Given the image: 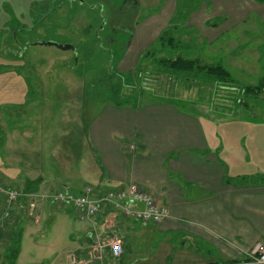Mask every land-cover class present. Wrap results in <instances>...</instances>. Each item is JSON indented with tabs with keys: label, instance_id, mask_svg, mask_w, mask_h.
I'll return each instance as SVG.
<instances>
[{
	"label": "rangeland",
	"instance_id": "1",
	"mask_svg": "<svg viewBox=\"0 0 264 264\" xmlns=\"http://www.w3.org/2000/svg\"><path fill=\"white\" fill-rule=\"evenodd\" d=\"M205 1L0 0V170L11 175L5 181L7 190L19 187L20 181L14 177L19 173L43 176L55 191L68 190L75 195L83 190L84 182H93L100 169L99 156L88 126L105 104L116 98V84L121 80L145 86L141 103L171 101L210 121L220 138H225V132L234 134L235 128L245 127V122L256 126V134L260 132L264 93L255 96L243 89L258 85L264 77V16L256 10L262 4L242 0L250 8L247 19L209 42L199 29L184 22L185 14L199 12ZM174 8L172 27L183 37L178 53L222 64L231 74L233 87L158 74L151 57L144 53L129 76L130 72L120 68L131 26ZM38 39L70 43L76 50L37 43ZM161 47L156 41L150 50L160 55ZM162 54L173 57L175 51L169 48ZM11 94L17 98L10 99ZM228 158L234 162V157ZM226 170V177L235 179L232 171ZM61 181L68 188L61 187ZM54 208L56 218L43 219L40 224L18 223L6 243L1 239L0 246L9 244L19 253L15 263L6 260L0 264H65L69 259H81L87 242L80 232L84 221L77 218L72 206ZM153 225L130 235L125 264H203L218 256L211 245L201 246L200 252L196 239L189 240L184 251L171 248V236ZM95 256H101L100 260L90 264H108L110 259L117 263L120 259L100 251Z\"/></svg>",
	"mask_w": 264,
	"mask_h": 264
},
{
	"label": "crops",
	"instance_id": "2",
	"mask_svg": "<svg viewBox=\"0 0 264 264\" xmlns=\"http://www.w3.org/2000/svg\"><path fill=\"white\" fill-rule=\"evenodd\" d=\"M204 3L199 12L188 14L186 25L199 29L202 38L209 42L247 19L250 9L242 0ZM256 10L264 16V3ZM175 11V8L168 14L159 11L131 26L130 41L124 43L119 59L123 72L137 67L142 53L158 41ZM14 94L9 98H17ZM209 122L171 101L148 100L139 108L106 103L88 126L100 169L93 182H84L81 188L99 184L107 189L135 182L152 192L161 205H167L170 216L154 224L123 217L115 219L108 212L81 220L78 213L77 218L85 226L80 232L86 235L87 242L82 247L81 259H69L65 264L100 260L101 256H95L97 251L120 258L117 263L110 259L108 264H125L123 257L129 251L130 235L151 224L171 236L168 243L171 248L184 251L187 242L194 239L200 252L201 246L211 245L220 257L203 264L242 259L255 243L264 242V121L257 134L256 126L247 125L249 122L243 123L245 127L235 128L234 134L223 133L226 142ZM226 168L236 176L231 183L225 182ZM10 176L0 170V244L1 239L6 243L13 233L10 230L18 223L22 226L26 221L40 224L43 219H54L56 206L71 209L51 202L50 197L61 190L52 189L43 176L29 177L22 173L14 174L20 183L11 190L24 195L9 201L5 181ZM30 181L37 182L30 186L34 190L27 192ZM60 185L68 188L63 181ZM117 238L123 248L120 257L111 251V243ZM18 251L9 244L0 246V262L15 263Z\"/></svg>",
	"mask_w": 264,
	"mask_h": 264
},
{
	"label": "built area",
	"instance_id": "3",
	"mask_svg": "<svg viewBox=\"0 0 264 264\" xmlns=\"http://www.w3.org/2000/svg\"><path fill=\"white\" fill-rule=\"evenodd\" d=\"M24 194L18 190H9V201H15ZM52 203L72 206L81 220L94 218L108 212L112 218L119 216L142 223H160L170 216L167 205H161L152 192L135 182L119 187L103 189L99 184H87L78 194L63 190L50 197ZM112 255L120 257L123 253L119 238L111 243ZM229 264H264V242H257L240 261Z\"/></svg>",
	"mask_w": 264,
	"mask_h": 264
},
{
	"label": "trees",
	"instance_id": "4",
	"mask_svg": "<svg viewBox=\"0 0 264 264\" xmlns=\"http://www.w3.org/2000/svg\"><path fill=\"white\" fill-rule=\"evenodd\" d=\"M256 2H258L259 4H263L264 0H256ZM184 17H185L184 22L186 25L188 13H186ZM173 23L175 22H173V18H172L170 24L161 31L158 37V41L161 43L162 46L160 50L161 51L160 55H158L156 51L154 52L151 51L150 50L151 48H148L146 51H144V56L151 57V61L155 65L157 69V73L165 74L169 77L170 76L184 77L185 79L192 81L211 80L214 83H217L218 85H228L230 87H233L234 81L231 77V74L222 64L207 63V62H203V60H201L199 57H187L178 53V49L182 44L183 37H181L182 35L180 34L181 31L175 32V28L172 27ZM38 40L41 41L42 39H38ZM42 41H53V40L43 39ZM169 48L172 49V51H175V55L173 57H168L167 55L165 56L164 54H162V52L164 53L165 51L169 50ZM131 73L132 72L128 73L127 75L129 76V74ZM115 75H117V73H115ZM116 87H117L116 90L117 89L118 90L116 92L117 94L116 98L112 100L113 104L117 106L130 105L134 108H139L140 106H142L143 102L141 103L140 97L146 89L144 85H142V87H138L137 85L126 84L121 80L116 84ZM125 88H129V89H125ZM243 90L244 93L253 94L255 96L264 93V77L258 85L248 86L245 87V89ZM36 182L37 181H30L28 183L29 186L26 188V191L27 192L33 191L34 189L30 186H32V184ZM225 182L231 183L232 180L226 177ZM240 260L241 259L226 263H215V264H229Z\"/></svg>",
	"mask_w": 264,
	"mask_h": 264
},
{
	"label": "water",
	"instance_id": "5",
	"mask_svg": "<svg viewBox=\"0 0 264 264\" xmlns=\"http://www.w3.org/2000/svg\"><path fill=\"white\" fill-rule=\"evenodd\" d=\"M37 43H43L46 45H57L58 47H60L61 49H64V50H68V49L76 50L75 46L70 44V43L59 44V43L54 42V41H42V40L41 41L38 40Z\"/></svg>",
	"mask_w": 264,
	"mask_h": 264
}]
</instances>
